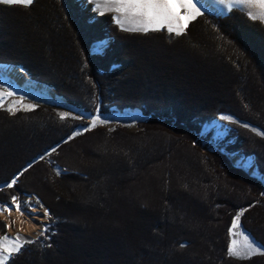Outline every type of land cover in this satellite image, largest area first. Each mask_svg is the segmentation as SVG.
I'll return each mask as SVG.
<instances>
[{
	"label": "trees",
	"instance_id": "1",
	"mask_svg": "<svg viewBox=\"0 0 264 264\" xmlns=\"http://www.w3.org/2000/svg\"><path fill=\"white\" fill-rule=\"evenodd\" d=\"M93 7L0 4V64L85 116L142 118L137 130L91 129L51 104L0 109V206L34 195L52 215L6 264H264L228 254L237 215L264 247V184L225 154L254 157L264 176V22L232 9L182 35L128 31ZM214 121L228 128L221 141L201 136Z\"/></svg>",
	"mask_w": 264,
	"mask_h": 264
},
{
	"label": "rangeland",
	"instance_id": "2",
	"mask_svg": "<svg viewBox=\"0 0 264 264\" xmlns=\"http://www.w3.org/2000/svg\"><path fill=\"white\" fill-rule=\"evenodd\" d=\"M77 1H79L80 7L82 9H85L88 4H93L94 13L98 15L113 14L115 18L118 17L120 20V23H117V22L116 23L121 29L128 30V31H139L137 29H139L141 26V22H142L141 17L132 15L131 13H126V12L118 13V12L108 10L109 8H111L112 5L108 4L107 7H105V0H97V2H99L102 5L99 9L97 8L96 3L93 2V0H77ZM195 2L197 4V7L200 9L201 14L208 13V14L216 15V16H224L228 14L232 9H240L246 12L249 16L251 14L252 16L259 17L261 14V9H259L258 7H232L231 10H229L228 7L225 4H221L219 0H195ZM91 20H93V18H91ZM257 20H261V19L257 18ZM111 42H112V39L106 40V44L107 43L110 44ZM96 47L97 46H95L93 49L94 52L96 51ZM0 65H6V64H0ZM1 76H5L7 80L11 81V84L9 85L3 82V84H1L0 86V97H2V99H0V109H4L11 114H16V113L24 112V111H32L39 104H51L55 106L59 116L61 113H67L68 114L67 118H74V119H80L82 121H85L90 124L91 129L100 127V128L112 130V129L117 128L120 125H125L130 130H137L139 128V124L142 121L140 112L130 111V110L125 111L124 113L116 112V113H113L112 115H109L108 117H102L100 115H96L92 117L85 116L82 112H79L73 109L72 107L68 106L65 102L61 100H56L57 97H54L49 94H44L32 88L22 87L18 85L16 82H14L9 76L0 72V79H1ZM42 85H45V84H42ZM17 88L20 89V91H22L23 93H26L29 97L26 98L25 95L24 96L18 95L16 93ZM8 93H11V95H8ZM29 105H31V108L28 107ZM9 107H11L12 109L11 111L8 110ZM93 119H97V123L95 127H92ZM230 121L244 125L243 123H240L237 120H230ZM214 122H215L214 124L206 126L203 129L201 136H207L209 133H212L213 139L215 141H221L228 134V128L225 126V124H222L219 121H214ZM239 154L240 153L230 154V155L239 156ZM48 162L54 166V169L56 170L58 174L70 172L69 170L60 167L56 162L52 160L48 159ZM247 173L250 175L248 171ZM252 177L255 178L254 176ZM17 201L21 204L23 212L25 211L27 213H32L34 212L35 208H38L43 211H45L46 209L49 210L46 206H43L34 195L27 196L23 201H20L18 199ZM6 206L7 208L15 207V204L12 201L10 205H6ZM3 208H5V206H0V209H3ZM51 216L52 215L50 212V216L48 220L41 222L42 229L39 231V233H36L35 236L27 235L19 231L16 228V226L13 224V222L9 223L10 221L8 222V220H6L5 218L0 217V221L4 222L6 225V233L5 234L0 233V243L8 247L9 249L14 247L15 244L13 241H14V238L17 236V234H19V236L22 239L20 241H17L16 243L22 244L23 246L26 243H29L31 241L39 240L41 237L46 235L47 225L51 220ZM8 225H11V226L8 227ZM239 225L240 227L238 229H235L231 232V244L230 245H232V242L235 240L237 249L243 251L245 241L247 238L248 242L254 241L257 245H260L262 249H264V247L261 244H259L254 238H252V236L249 233H247L243 229L240 219H239ZM4 236L9 237V240L4 241L2 239ZM26 241H29V242H26ZM13 254H15V252L11 254V257ZM0 255H8V253L2 252V250H0ZM253 256H257V255H253Z\"/></svg>",
	"mask_w": 264,
	"mask_h": 264
},
{
	"label": "snow or ice",
	"instance_id": "3",
	"mask_svg": "<svg viewBox=\"0 0 264 264\" xmlns=\"http://www.w3.org/2000/svg\"><path fill=\"white\" fill-rule=\"evenodd\" d=\"M93 2L96 3L98 9L102 6L97 0H93ZM219 2L225 4L229 10H231L232 7H258L261 9L260 16L257 17L250 14V18H259L264 22V0H219ZM32 3L33 0H0V4L23 5L25 7L30 6ZM108 4L112 5L108 10L118 13H131L132 15L141 17V26L137 30L143 32L161 31L166 28L170 34L175 33L176 35H182L183 30L187 28L188 24L201 14L195 0H105V7H107ZM115 19L117 23H120L118 17ZM8 95H11V93H8ZM0 99H2V97H0ZM28 107L31 108V105ZM8 110L11 111V107H9ZM67 116V113L60 114L61 120L66 119ZM97 119L92 120V127L96 126ZM16 179L17 178H14L7 187L15 185ZM12 201L15 204V211L23 216V209L15 196H13ZM7 210V206L0 209V211ZM239 219L240 215L234 217L230 232L240 227ZM10 226L11 225H8V227ZM2 239L7 241L9 237L4 236ZM21 239L19 234H17L13 241L15 246L10 249L0 243V250L8 253V255H0V264H6L7 260L11 258L12 253H18L20 251L23 245L16 242ZM181 246L183 247V245ZM228 254L237 259H249L253 255H264V249L254 241L248 242L246 238L243 251L237 249L236 241L234 240L228 249Z\"/></svg>",
	"mask_w": 264,
	"mask_h": 264
},
{
	"label": "bare ground",
	"instance_id": "4",
	"mask_svg": "<svg viewBox=\"0 0 264 264\" xmlns=\"http://www.w3.org/2000/svg\"><path fill=\"white\" fill-rule=\"evenodd\" d=\"M0 72L9 76L14 82L22 87L32 88L44 94L56 97L49 87L29 81L16 67L0 65ZM231 160L235 166L244 168L252 176L264 181V177L261 175L254 157L242 159L238 155H232ZM23 213V216H21L15 211V207H10L7 211H0V217L5 218L8 222L10 221L9 223L13 222L19 231L27 235L35 236V234L39 233L42 229L41 222L48 220L50 216V211L47 209L43 211L35 208L32 213H27L25 211Z\"/></svg>",
	"mask_w": 264,
	"mask_h": 264
},
{
	"label": "built area",
	"instance_id": "5",
	"mask_svg": "<svg viewBox=\"0 0 264 264\" xmlns=\"http://www.w3.org/2000/svg\"><path fill=\"white\" fill-rule=\"evenodd\" d=\"M96 46H97L96 51L95 52L93 51L94 54L98 55V56H102L105 52V49L108 46V43L107 44L106 43L105 44L104 43H98Z\"/></svg>",
	"mask_w": 264,
	"mask_h": 264
},
{
	"label": "water",
	"instance_id": "6",
	"mask_svg": "<svg viewBox=\"0 0 264 264\" xmlns=\"http://www.w3.org/2000/svg\"><path fill=\"white\" fill-rule=\"evenodd\" d=\"M5 66H8V65H5ZM10 66V65H9ZM35 83V82H34ZM37 84H40V83H37ZM42 85V84H41ZM52 90V89H51ZM53 92V91H52ZM53 94L57 97L56 98V100H61V101H63V102H65L66 104H67V102H66V100L64 99V98H62V97H59V96H57L54 92H53ZM55 100V101H56ZM225 154L229 157V159H230V161L232 162V160H231V156L232 155H230V154H228V153H226L225 152ZM233 163V162H232ZM234 165V164H233ZM235 166V165H234ZM235 167H237V166H235ZM237 168H241V169H244V168H242V167H237ZM245 170V169H244ZM247 172V171H246ZM262 175V174H261ZM263 176V175H262ZM264 177V176H263ZM255 178H257V177H255ZM258 180H260V181H262L263 183H264V181L262 180V179H260V178H257Z\"/></svg>",
	"mask_w": 264,
	"mask_h": 264
},
{
	"label": "crops",
	"instance_id": "7",
	"mask_svg": "<svg viewBox=\"0 0 264 264\" xmlns=\"http://www.w3.org/2000/svg\"><path fill=\"white\" fill-rule=\"evenodd\" d=\"M184 31V30H183Z\"/></svg>",
	"mask_w": 264,
	"mask_h": 264
}]
</instances>
